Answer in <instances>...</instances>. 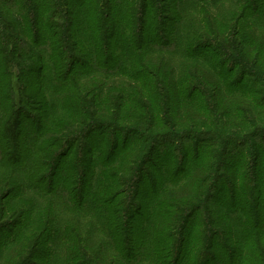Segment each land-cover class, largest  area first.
I'll return each instance as SVG.
<instances>
[{
    "label": "trees",
    "instance_id": "1",
    "mask_svg": "<svg viewBox=\"0 0 264 264\" xmlns=\"http://www.w3.org/2000/svg\"><path fill=\"white\" fill-rule=\"evenodd\" d=\"M0 92L4 264H264V0H0Z\"/></svg>",
    "mask_w": 264,
    "mask_h": 264
},
{
    "label": "rangeland",
    "instance_id": "2",
    "mask_svg": "<svg viewBox=\"0 0 264 264\" xmlns=\"http://www.w3.org/2000/svg\"><path fill=\"white\" fill-rule=\"evenodd\" d=\"M119 3V2H118ZM123 8L122 7V4L121 2L119 3V5H116V9H121ZM1 84H2V87H3V91L6 89L5 86H8V79L7 77L4 78L3 80H1ZM4 93L6 92H0L1 94V101H0V108L3 109L5 108V103H4V100L2 99L4 96ZM3 94V95H2ZM59 95H60V92L58 91V88H48V93H47V97H45V99H47V104H48V107H49V117L51 118V122L53 121L54 119V115L57 114L58 111L56 110H61L60 112H63V105L62 103L59 104ZM37 102V101H36ZM7 104L9 105V103L7 102ZM34 106V110H30L28 108L24 109L27 113V116L29 117V119H23V130H24V138H23V141H24V145H29L31 139V133L28 132V129H26V127L31 124H33L34 120L36 117H39L40 116V108L42 106L41 102L37 105L33 104ZM38 107V109H37ZM109 124V123H108ZM107 124V125H108ZM117 126H118V130L119 132H121L122 130H127V131H131V130H137L138 128L134 127V125L132 124H126V123H122V122H119L117 123ZM103 130H107L105 128H103ZM149 128L147 129H142V135H145L147 138L150 137V131H148ZM165 130V129H163ZM200 130V129H198ZM202 130H206V128H203ZM146 131V133H145ZM209 132H212V131H209ZM213 132L217 133V134H224L225 135V132L222 130H219V129H216V130H213ZM240 131H237V134H239ZM124 134L125 133H117L115 135L112 136L111 133H109L108 135H106L105 131H97L95 133V136H93V145H96L98 144V140H101L102 138H105V140L107 142H110L113 140V142L115 141V139L119 138L120 142L119 144H121L122 142V138L124 137ZM147 134V135H146ZM115 138V139H114ZM106 142V143H107ZM148 144V142H147ZM145 144V146L147 145ZM175 149V147H173ZM162 148L159 147V149H157V151L154 152L152 158L150 159L149 163L145 166V171L142 175V182L139 186V192L140 193H143V192H147L149 191V184L152 182V180L155 178V179H159L160 178V174L158 172L159 168H161L162 170V157L160 155H162V151L160 150ZM72 156L70 157H66L64 160H63V163L65 164V162H67L69 160V158L71 159ZM190 164V161L188 159V169L189 167L191 166ZM59 173V170L57 171V174ZM98 180L94 179L93 181V184H97ZM222 196V195H220ZM35 209L36 206H35ZM56 213H57V217L58 219L56 220L57 223L53 226V228H58V227H63L66 222H69V221H74V220H77L76 219V215H74L75 213H72L70 211V209L66 208V207H62L60 206V204L58 205L57 209H56ZM202 215H203V212H198L196 213L192 218H190L189 220V223L187 225V228L185 230V232H187L186 234V237H187V240L188 243L186 244V246L188 248H191V244L193 242V237L195 236L196 234V231H197V225H198V222L200 221V219L202 218ZM55 221V222H56ZM8 230L9 229H3L2 231H0V264H4L5 263V260H4V251L6 250L7 246H6V236H7V233H8ZM47 249H50V246H47ZM216 252H218V247L216 246Z\"/></svg>",
    "mask_w": 264,
    "mask_h": 264
}]
</instances>
